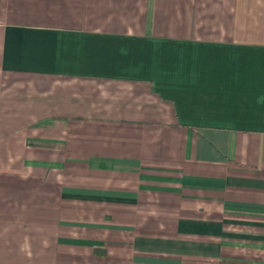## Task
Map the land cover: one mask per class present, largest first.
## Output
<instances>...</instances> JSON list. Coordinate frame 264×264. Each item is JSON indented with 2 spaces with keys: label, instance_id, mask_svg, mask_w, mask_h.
Instances as JSON below:
<instances>
[{
  "label": "crops",
  "instance_id": "crops-1",
  "mask_svg": "<svg viewBox=\"0 0 264 264\" xmlns=\"http://www.w3.org/2000/svg\"><path fill=\"white\" fill-rule=\"evenodd\" d=\"M0 264H264V0H0Z\"/></svg>",
  "mask_w": 264,
  "mask_h": 264
}]
</instances>
